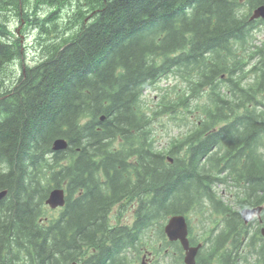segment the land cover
Here are the masks:
<instances>
[{"label":"trees","instance_id":"16d2710c","mask_svg":"<svg viewBox=\"0 0 264 264\" xmlns=\"http://www.w3.org/2000/svg\"><path fill=\"white\" fill-rule=\"evenodd\" d=\"M262 4L0 0V264H129L152 228L159 264H182L163 225L192 212L219 216L203 229L198 264L214 254L238 264L262 240L240 209L263 205L264 219V47L248 20ZM19 12L37 32L32 64L11 27ZM171 74L182 85L143 109V91ZM160 114L186 128L162 148L152 137ZM56 138L67 147L53 150ZM57 187L65 204L48 216ZM117 206L133 209L130 222L111 223Z\"/></svg>","mask_w":264,"mask_h":264},{"label":"rangeland","instance_id":"374dc122","mask_svg":"<svg viewBox=\"0 0 264 264\" xmlns=\"http://www.w3.org/2000/svg\"><path fill=\"white\" fill-rule=\"evenodd\" d=\"M32 1V0H31ZM23 8L26 9L25 6H23ZM47 7H43L41 9V11L46 10ZM70 12V9H68ZM29 12L31 13V9L29 8ZM62 17L61 18H65L66 14H67V9L64 12H61ZM12 18H11V27L14 29L19 28L20 32H23L25 34H27L26 36V44L29 41H32L29 45L30 47H32V43L34 42V38L37 34L36 30L32 29V25H25L24 23H22V25H20L21 23L19 22L20 17L19 16H15V14H12ZM32 15V14H31ZM33 16V15H32ZM26 27V29H25ZM29 27V28H28ZM258 30H256L254 32V44L256 45V47H264V23H262L260 26H258ZM28 28V29H27ZM20 37V35H19ZM40 51H38L35 48H28V50L26 51V53L24 52V59L26 61H34L36 60L37 57H39ZM11 67L14 69L13 71H16V73L20 72V65L16 62L14 64H11ZM246 81L247 82H253L254 79V74L249 72L246 73ZM184 79H180V77L178 75H169L167 77H162L158 82H155L153 85L147 87L144 91H143V109L147 110L149 109H155V104L156 101L158 100L159 95L163 94V93H167V94H172L173 90L175 88H173L174 86H179L180 84L182 85ZM177 88V87H176ZM203 96V95H202ZM206 99V94H204L203 96V100ZM148 109V110H149ZM152 128H153V134L152 137L155 139V142L157 144L158 147H164L171 138H173L174 136H178L180 133L185 131V126L181 125L179 121H174L172 118H170L168 115H162L160 114V116H157V118L154 119V121H152ZM224 195V194H223ZM222 197L224 198V201L228 200L227 195H224ZM234 198L230 199V202H232ZM238 208V207H237ZM236 208V209H237ZM60 210V208H56V209H50L49 207L46 208V214L48 216L57 214L58 211ZM239 210V208L237 209ZM132 211L133 209H127L124 208L122 211L119 212V208L114 207V209L112 211H110L109 213V217H110V221L111 223L114 224H119V223H126V222H130L132 220ZM189 235L191 238L194 239L195 242H202L207 238L206 235V231H204V227L205 225L209 226L207 227L208 229H212L214 227V224L217 223V220L219 219L217 217V215H207L206 219L202 216V220H201V216L196 213V212H192L191 214H189ZM222 218V217H221ZM203 220H205V224H202ZM223 220V219H222ZM222 220L220 222V225L222 223ZM165 222V221H164ZM264 223V220H263ZM220 225L218 226V228L220 227ZM261 225V223L258 222V220H253L247 228L248 234L251 235L256 228H259ZM155 230L156 229H151V234H152V243L150 245H146L147 247H144V254L151 252L150 256H144V259L148 260L147 264H159L160 263V257H162V253L161 251H163V249L158 253L155 252V249L158 248H162L159 244H157V238L155 235ZM262 241H257V244H247V246H244L243 249L241 250V254L238 257V264H242L240 263L241 258H245L246 261L244 262V264H264V259L262 258L261 255V250H260V244ZM143 254V255H144ZM161 255V256H160ZM167 259H170V257H167ZM140 262V258L138 259H134L131 258L129 260V264H139ZM168 264H173V262H168ZM213 264H219L218 259L216 258L213 261Z\"/></svg>","mask_w":264,"mask_h":264},{"label":"water","instance_id":"95a60500","mask_svg":"<svg viewBox=\"0 0 264 264\" xmlns=\"http://www.w3.org/2000/svg\"><path fill=\"white\" fill-rule=\"evenodd\" d=\"M264 18V4L255 7L252 10V14L250 19L254 18ZM67 147V141L64 138H56L52 143L53 150H61ZM6 194L5 190L0 191V199ZM45 203L50 208L61 207L65 203L64 191L61 188H53L49 193L45 200ZM261 206L254 208H243L241 210V216L245 222L251 220L254 214L259 215ZM164 233L168 240L174 241L178 240L184 250L183 261L185 264H195V255L200 245H190L189 240L187 238V221L183 214H174L171 215L163 227ZM261 235L264 239V227L260 230Z\"/></svg>","mask_w":264,"mask_h":264},{"label":"flooded vegetation","instance_id":"af4514ba","mask_svg":"<svg viewBox=\"0 0 264 264\" xmlns=\"http://www.w3.org/2000/svg\"><path fill=\"white\" fill-rule=\"evenodd\" d=\"M248 20L250 21L251 24L255 25L254 30H258V28H259L258 26H260L262 23H264V18H255V19H252V20H251V19H249V17H248ZM221 77H224V75L221 74ZM261 221H262V220L260 219V222H261ZM144 256H145V255H143V257H142V261H141L140 264H147V263H148V260H147V259H144ZM228 257H229L228 254H224V255H221V254H214V255L212 256V258H210L209 260L212 261V264H213V261H214L216 258L218 259L219 264H233V263H235V262H233V260H231V259L228 258ZM220 260H223V262H220ZM237 260H238V258H237ZM231 261H232V263H231ZM182 264H184V262H183ZM195 264H198V258H197V255H196Z\"/></svg>","mask_w":264,"mask_h":264}]
</instances>
